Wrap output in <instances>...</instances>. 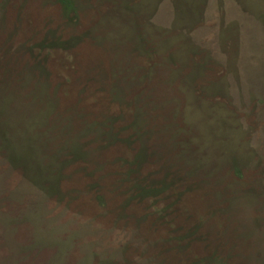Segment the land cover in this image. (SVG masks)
<instances>
[{
	"label": "rangeland",
	"instance_id": "obj_1",
	"mask_svg": "<svg viewBox=\"0 0 264 264\" xmlns=\"http://www.w3.org/2000/svg\"><path fill=\"white\" fill-rule=\"evenodd\" d=\"M72 1L0 0V264H264V0Z\"/></svg>",
	"mask_w": 264,
	"mask_h": 264
},
{
	"label": "trees",
	"instance_id": "obj_2",
	"mask_svg": "<svg viewBox=\"0 0 264 264\" xmlns=\"http://www.w3.org/2000/svg\"><path fill=\"white\" fill-rule=\"evenodd\" d=\"M60 3L62 4L63 8L65 11L68 12V14H72L75 10L74 6H73V1L72 0H59ZM57 45H60L58 42H56Z\"/></svg>",
	"mask_w": 264,
	"mask_h": 264
}]
</instances>
